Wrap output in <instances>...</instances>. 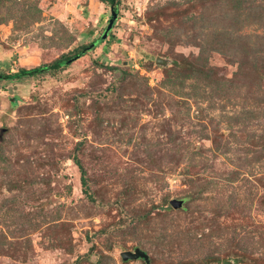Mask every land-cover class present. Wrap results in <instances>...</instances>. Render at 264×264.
Segmentation results:
<instances>
[{"label": "rangeland", "instance_id": "obj_1", "mask_svg": "<svg viewBox=\"0 0 264 264\" xmlns=\"http://www.w3.org/2000/svg\"><path fill=\"white\" fill-rule=\"evenodd\" d=\"M118 9L81 58L0 82V264H264V0ZM110 18L0 0V74L74 55Z\"/></svg>", "mask_w": 264, "mask_h": 264}, {"label": "trees", "instance_id": "obj_2", "mask_svg": "<svg viewBox=\"0 0 264 264\" xmlns=\"http://www.w3.org/2000/svg\"><path fill=\"white\" fill-rule=\"evenodd\" d=\"M100 2H102L104 4H109L111 7L113 6L114 10L118 13V11H119V9H118L119 0H100ZM110 33H109V35H110ZM103 34L101 35V37L99 39L92 42L91 44L83 46V47L79 48L78 50H76L75 54L72 56L65 55V56H62L61 58L55 60L54 62H52L50 64L39 66V67H36L33 69L21 68V70H19L15 74H11V75L6 76V75L0 74V82L3 79L11 80V81H15V80L18 81V80L28 78V77L29 78L36 77L42 73L61 70L62 68L66 67L71 61H75L76 57L80 56L79 58H81L82 56H84L86 54L87 50H89V47H91L90 50L97 48L105 40V39L104 40L102 39ZM186 62L183 60V63H182L184 70H186L184 64H186L188 66V64ZM183 67L180 64H178L173 71L176 70V71H178L177 74H180V71L182 70ZM194 67L195 68H193V69H195V70H192L193 75L194 74L203 75V70H201L200 68H197V66H194ZM210 72H212V71H210ZM75 162H76L77 166L79 167L81 174H82V184H83V187L85 188V190H84L85 194L90 195L88 193V188H87L88 184H87V180H86V171H85L84 167L82 166V164L80 163V161L75 159ZM164 202H165L166 207H167L166 209L169 210L170 209V206H169L170 202H168L167 200H165ZM220 263L221 262H220L219 258L214 257L212 254H208L205 258H203L197 262L193 261V262H188V263H177V264H220ZM96 264H102V262L98 261Z\"/></svg>", "mask_w": 264, "mask_h": 264}, {"label": "water", "instance_id": "obj_3", "mask_svg": "<svg viewBox=\"0 0 264 264\" xmlns=\"http://www.w3.org/2000/svg\"><path fill=\"white\" fill-rule=\"evenodd\" d=\"M118 18V13L114 10V7H111V18L109 20L108 26L104 31V34L102 36V39H106L109 35V33L112 31L116 21ZM91 49V47H89V50ZM80 57V56H79ZM78 58V57H77ZM75 58V59H77ZM158 62H162V60H158ZM163 65H166V62L163 61V63H161ZM184 205V201L183 200H171L170 201V206L175 209V210H179L183 207ZM121 258L123 262H128V261H137V260H144L147 264L150 263V258L149 256L141 249L136 248L134 250V252L132 251H124L121 253ZM224 264H229V262H225Z\"/></svg>", "mask_w": 264, "mask_h": 264}]
</instances>
